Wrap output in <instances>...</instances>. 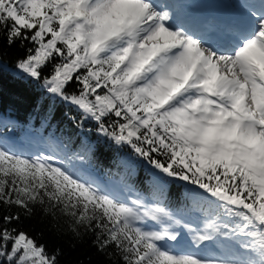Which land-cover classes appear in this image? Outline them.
<instances>
[{
    "label": "snow or ice",
    "instance_id": "snow-or-ice-1",
    "mask_svg": "<svg viewBox=\"0 0 264 264\" xmlns=\"http://www.w3.org/2000/svg\"><path fill=\"white\" fill-rule=\"evenodd\" d=\"M189 7L0 0V68L22 50L13 76L39 88L41 124L59 110L79 132L0 135V264H59L18 226L37 208L115 264H264V0H236L223 25ZM112 147L145 166V188L90 170Z\"/></svg>",
    "mask_w": 264,
    "mask_h": 264
},
{
    "label": "trees",
    "instance_id": "trees-1",
    "mask_svg": "<svg viewBox=\"0 0 264 264\" xmlns=\"http://www.w3.org/2000/svg\"><path fill=\"white\" fill-rule=\"evenodd\" d=\"M7 55L3 57V67L0 68V117L10 116L16 122H31L33 126L42 127L49 134L70 136L79 143L77 137L79 132L72 128L66 121L60 119V112L57 110L56 117L47 127L41 124L43 112H39L37 102L42 101L39 88L24 80L16 79L13 76V62L17 56H22L23 51L13 47L6 49ZM46 107V105H45ZM87 127H91L88 125ZM94 138V136H93ZM98 160L91 164L118 179L122 176L127 178L131 175L141 188H145L144 181L150 179L148 170L134 158H130V151L115 147L102 151ZM179 190V191H178ZM182 185L174 183L171 187V195L176 200H182ZM13 213L22 210L16 207L11 209ZM7 209L0 205V216L6 214ZM65 218L57 213V219L53 220L51 215L45 216L37 208L31 218H25L21 214V223L18 225L30 236L37 238L40 243L47 246L49 252L59 248L62 254L58 257L59 264H115L114 258L110 259L97 253L94 247L90 246L91 238L84 236L82 239H73L71 234H62L67 230ZM56 225L54 228L53 225Z\"/></svg>",
    "mask_w": 264,
    "mask_h": 264
},
{
    "label": "rangeland",
    "instance_id": "rangeland-1",
    "mask_svg": "<svg viewBox=\"0 0 264 264\" xmlns=\"http://www.w3.org/2000/svg\"><path fill=\"white\" fill-rule=\"evenodd\" d=\"M12 71L14 72L15 70L13 69ZM0 134H4L5 136H8L13 140L18 139V136H19L17 134V131L11 125L5 124V122H3V124H0ZM38 136L39 135H35L33 132H26L24 135L20 136V138L22 137L21 139L28 142V141H35ZM117 182H118V184H120L119 181H117ZM193 218H195V217H193Z\"/></svg>",
    "mask_w": 264,
    "mask_h": 264
},
{
    "label": "bare ground",
    "instance_id": "bare-ground-1",
    "mask_svg": "<svg viewBox=\"0 0 264 264\" xmlns=\"http://www.w3.org/2000/svg\"><path fill=\"white\" fill-rule=\"evenodd\" d=\"M228 3H232V1H235V0H226ZM200 23V22H199Z\"/></svg>",
    "mask_w": 264,
    "mask_h": 264
}]
</instances>
